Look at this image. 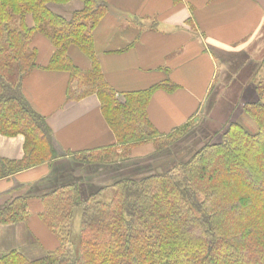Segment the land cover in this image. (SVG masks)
<instances>
[{
  "label": "trees",
  "instance_id": "1",
  "mask_svg": "<svg viewBox=\"0 0 264 264\" xmlns=\"http://www.w3.org/2000/svg\"><path fill=\"white\" fill-rule=\"evenodd\" d=\"M70 1L0 0V134L24 136L20 159L0 156V179L40 163L51 166L57 158L46 117L22 91L24 78L40 67L31 45L37 34L54 47L45 68L69 75L66 99L95 94L116 138L117 146L66 155L84 166L129 165L124 163L126 170L118 169L114 180L84 197L76 182L39 195L37 216L57 246L33 258L10 248L0 252V264H264V64L261 76L247 86L252 98L241 102L256 132L228 119L186 157L144 174L132 169L131 149L152 143L139 161L160 153L186 134L195 117L168 133L156 130L147 113L151 95L175 86L162 83L117 93L94 54L93 30L107 11L105 0H79L82 6L65 17L55 6ZM74 47L89 57L88 69L72 60ZM29 199L17 195L0 204V225L27 222ZM77 208L81 229L72 243L70 222Z\"/></svg>",
  "mask_w": 264,
  "mask_h": 264
},
{
  "label": "crops",
  "instance_id": "2",
  "mask_svg": "<svg viewBox=\"0 0 264 264\" xmlns=\"http://www.w3.org/2000/svg\"><path fill=\"white\" fill-rule=\"evenodd\" d=\"M105 2L107 11L93 30L101 74L119 94L162 83L174 85L172 90L156 89L148 103L149 121L161 133L170 132L200 112L218 74L230 72L231 82L242 83L239 76L255 74L264 57V0ZM81 6L79 0H72L55 8L69 17ZM31 45L37 49L40 67L24 78L22 91L30 105L46 117L57 158L51 166L40 163L0 179V204L17 195L30 196L25 224L49 250L58 242L37 216L41 209L37 197L71 182L79 184L84 197L93 188L109 184L117 172L126 170L124 163L128 162L84 166L66 155L67 151L117 146L116 138L95 94L75 101L66 99L68 73L45 68L54 51L50 41L37 34ZM69 54L81 69L91 66L89 57L78 48H71ZM240 87L243 101L251 99L248 88ZM23 143L22 134H0V156L20 159ZM152 149V143L133 147L130 161H139ZM19 225L11 228L18 232L13 234L16 239L23 230Z\"/></svg>",
  "mask_w": 264,
  "mask_h": 264
},
{
  "label": "rangeland",
  "instance_id": "3",
  "mask_svg": "<svg viewBox=\"0 0 264 264\" xmlns=\"http://www.w3.org/2000/svg\"><path fill=\"white\" fill-rule=\"evenodd\" d=\"M264 57L259 61L258 69L252 76L240 75L242 83L231 82L233 75L227 69L226 75H217L214 87L210 90L209 98L204 100L200 112L195 116L191 128L184 136L179 138L164 151L150 155L141 161H133L132 169L144 172L161 171L171 166L176 159L186 157L187 151H192L200 147L204 142L209 141L214 132L221 131L228 119H237L251 133L257 131L256 124L241 110L243 101L241 85L244 89L258 79L263 71ZM249 74V73H248ZM219 82V83H218ZM218 83V84H217ZM243 89V90H244ZM124 152V151H123ZM119 159V158H118ZM148 171V172H145ZM141 173V172H139ZM109 190L105 200L109 198ZM78 213V214H77ZM81 210H74L70 222V232L72 243L77 241L81 229ZM20 238L16 239L13 234L18 232L13 230L12 225H0V252H6L10 248H16L25 253L29 258L41 256L48 249L41 244L32 231H29L25 223H21ZM4 228V229H3Z\"/></svg>",
  "mask_w": 264,
  "mask_h": 264
}]
</instances>
